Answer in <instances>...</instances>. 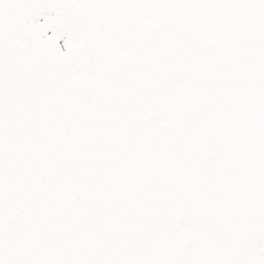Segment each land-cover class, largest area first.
<instances>
[{
	"label": "snow or ice",
	"instance_id": "snow-or-ice-1",
	"mask_svg": "<svg viewBox=\"0 0 264 264\" xmlns=\"http://www.w3.org/2000/svg\"><path fill=\"white\" fill-rule=\"evenodd\" d=\"M0 264H264V0H0Z\"/></svg>",
	"mask_w": 264,
	"mask_h": 264
}]
</instances>
